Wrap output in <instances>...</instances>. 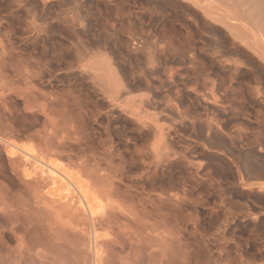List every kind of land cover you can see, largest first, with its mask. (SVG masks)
I'll return each instance as SVG.
<instances>
[{
  "label": "rangeland",
  "instance_id": "1",
  "mask_svg": "<svg viewBox=\"0 0 264 264\" xmlns=\"http://www.w3.org/2000/svg\"><path fill=\"white\" fill-rule=\"evenodd\" d=\"M51 1L0 0V264L93 263L84 232L79 230L82 215L61 201L50 205L43 202V192L51 184L46 187V173H40L33 161L25 159L21 151L24 147H32L45 160L56 162L68 172L71 170V174L80 173L94 180L100 192L102 189L110 192H105L109 198L105 197L104 203L110 207L112 213H108H111L108 219L112 223L109 220L98 230L100 246L104 253L107 251L101 264H150L151 261H154L151 264H264V65L259 64L261 60L244 45L236 46L219 26L205 25V17L185 0ZM240 1L252 13L251 7L258 5L264 18V0ZM124 10L132 17L120 15L127 13ZM154 10L158 13L150 18V11ZM160 13L166 14L162 20ZM260 17L250 18L256 19L252 24L257 18L261 20L263 24H259L264 29V19ZM149 27L158 30L163 27L166 34L153 36L145 32ZM159 46L167 49L161 51ZM168 48L171 52L176 49L175 53L167 52ZM214 57L218 58L214 60ZM227 61L238 65V73L234 71L238 75L233 67L226 66L232 70H225V65L232 64ZM34 69H40L44 79L31 78ZM47 75H55L50 85L45 81ZM218 75L226 78L225 84L217 82ZM104 77L106 81L140 83L137 91L120 99L124 102L133 96L145 100L144 106L137 101L139 112L134 106L131 107L137 112L110 108L95 86L105 81ZM230 77H233L231 83L226 82ZM226 83H234L235 99L233 94H226ZM33 86L35 89H30ZM67 88L86 102H80L79 108H84V112L70 101L49 104L37 93L38 89L48 93ZM101 136L106 139L102 140ZM100 139L106 140L103 142L106 147ZM9 141L18 147L11 146ZM151 146L155 148L149 149ZM109 148L110 153L114 150L111 155L106 151ZM135 148L146 152H135ZM150 150L156 151L153 155L159 153L152 156ZM164 152L169 153L168 157ZM162 153L167 159L164 157L155 166L153 160L161 158ZM105 154L113 155L112 159L114 155L123 158L119 162L118 157L111 160L108 156L107 160ZM150 160L152 163L148 165ZM106 161L119 171L109 168ZM114 161L124 166L118 167ZM27 174L38 184L37 188L34 183V186L22 184L21 179ZM113 175L121 179H112ZM19 194L24 199L31 198L30 202L33 199L37 207L38 201L41 207L31 209L32 212L21 211L20 198H16Z\"/></svg>",
  "mask_w": 264,
  "mask_h": 264
},
{
  "label": "bare ground",
  "instance_id": "2",
  "mask_svg": "<svg viewBox=\"0 0 264 264\" xmlns=\"http://www.w3.org/2000/svg\"><path fill=\"white\" fill-rule=\"evenodd\" d=\"M19 1H27V0H19ZM47 2V0H44V2ZM48 1H51V0H48ZM56 1V0H55ZM78 1H82V0H78ZM114 1V0H113ZM186 2H189L190 4H192L193 6H195V9H193V10H197L196 11V13L197 14H199L200 13V15H202L203 16V18L205 19V21L204 22H206V24L205 25H207V23H210V24H212L211 26H219L220 28L219 29H221L222 31H224V34H226V35H228L229 37H230V39L232 38V41L235 43V45L236 46H241V45H244L245 47H247L248 48V50L250 51H252V53H254L255 55H256V57L258 58V59H260L261 61H260V63L259 64H261L262 66L264 65V29L262 28V26L260 25V24H263V23H261V22H259V21H261V20H259L258 21V18H257V21H258V23H257V21L255 22V24L253 23L252 24V22H254L256 19H253L254 21H252V18H250V17H254V16H261L260 18L262 19L263 17H262V12L260 11L261 10V8H258V5L256 6V4L254 5V3H252L255 7H251L252 9H253V13H252V11H250L249 9H245L244 7V5H246L245 4V2L242 4H240L238 1H240V0H185ZM185 1H182L181 3L183 4V2H185ZM246 1V0H245ZM259 1V0H258ZM52 2V1H51ZM61 2V1H60ZM104 2V1H103ZM185 2V3H186ZM239 4H238V3ZM240 2H242V1H240ZM255 2V1H254ZM28 3V2H27ZM57 3V2H56ZM114 3H115V1H114ZM256 3V2H255ZM50 4V3H49ZM52 4V3H51ZM82 4V3H81ZM189 4V5H190ZM248 4V3H247ZM115 5H117V4H115ZM241 5H242V7H241ZM78 6V5H77ZM97 6V5H96ZM244 6V7H243ZM248 6H250L249 4H248ZM262 6V5H261ZM260 6V7H261ZM187 7H189V6H187ZM246 7H247V5H246ZM249 8V7H248ZM146 9V8H145ZM260 9V10H259ZM73 10V9H72ZM148 10V9H147ZM192 10V9H191ZM74 11V10H73ZM99 11V10H98ZM121 11V10H120ZM125 11V10H124ZM138 11V10H137ZM140 11V10H139ZM155 11V10H154ZM159 11V10H158ZM57 12V11H56ZM125 12H127V11H125ZM129 12V11H128ZM123 13V12H121V14L120 15H122V16H124V15H128L127 16V19H128V17H129V15H130V12L129 13ZM75 13V12H74ZM132 13H133V11H132ZM131 13V14H132ZM157 11H155V12H151L150 11V14L149 15H151L150 16V18H154L156 15H157ZM163 13V12H162ZM166 13V12H165ZM164 13V14H165ZM69 15L70 14H72L71 12L70 13H68ZM164 14H161L160 13V18L161 17H164ZM167 14V13H166ZM165 14V15H166ZM262 14V15H261ZM74 15H76V14H74ZM169 15V14H168ZM171 15H173V14H171ZM37 16V15H36ZM72 16V15H71ZM101 16V15H100ZM131 16V15H130ZM135 16H136V13H135ZM139 16V15H138ZM250 16V17H249ZM88 17V16H87ZM121 17V16H120ZM126 17V16H125ZM132 17V16H131ZM137 17V16H136ZM140 17V16H139ZM201 17V16H200ZM103 18V17H102ZM168 18V17H167ZM202 18V19H203ZM67 19V18H66ZM137 19H139V18H137ZM163 18H161V20H162ZM166 19V18H165ZM187 19H189V18H187ZM191 19V18H190ZM264 19V18H263ZM167 20V19H166ZM173 20H174V18H173ZM192 20V19H191ZM129 21V20H128ZM160 21V20H159ZM193 21V20H192ZM251 21V22H250ZM164 22V21H163ZM72 23V22H71ZM106 23H108V22H106ZM129 23V22H128ZM145 23V22H144ZM193 23H195V22H193ZM257 23V24H256ZM260 23V24H259ZM80 24V23H79ZM37 25V24H36ZM44 25V24H43ZM186 25V24H185ZM196 27H197V24L195 23L194 24ZM81 26V25H80ZM147 26H149V25H147ZM123 27V26H122ZM142 27V26H141ZM252 27V29H250ZM83 28V27H82ZM187 28H189V31H188V29H186L187 31H188V33L190 34V27H187ZM212 28V27H211ZM253 30V31H252ZM40 31V30H39ZM43 31V30H42ZM148 32V33H150V34H152L153 36H163V35H165L166 34V30L162 27V28H160L159 30L157 29V28H147V30L145 29V32ZM169 31V30H168ZM218 31V30H217ZM105 32V31H104ZM143 32V31H142ZM72 33V32H71ZM216 33H218V32H216ZM75 34V33H74ZM112 35V34H111ZM114 35V34H113ZM192 35V34H191ZM190 35V36H191ZM222 35V34H221ZM206 37H208V36H206ZM109 38V37H108ZM150 38V37H149ZM166 38V37H165ZM191 38V37H190ZM190 38H188V39H190ZM226 38V37H225ZM177 39V38H176ZM175 39V40H176ZM213 39H214V37H213ZM219 39V38H218ZM229 39V38H228ZM152 40V39H151ZM157 41V40H156ZM169 41V40H168ZM190 41V40H189ZM214 41V40H213ZM221 41V40H220ZM226 41V40H225ZM112 42V41H111ZM159 42V41H158ZM157 42V43H158ZM167 42V41H166ZM209 42V41H208ZM215 42H217V41H215ZM230 42V41H229ZM135 43V42H134ZM142 43V42H141ZM171 43V42H170ZM169 43V44H170ZM189 43V42H188ZM226 43V42H225ZM163 44V43H162ZM166 44V46H167V44H168V42L167 43H165ZM186 44V43H185ZM217 44H219V43H217ZM146 45V44H145ZM156 45V44H155ZM221 45V44H220ZM231 45V44H230ZM163 46V45H162ZM234 46V45H233ZM96 47V46H95ZM159 47H161V46H159ZM167 47H170V45L169 46H167ZM167 47H165L166 49H167ZM223 47H225V46H223ZM105 48V47H104ZM184 48H185V46H184ZM231 48V47H230ZM84 49V48H83ZM158 49V48H157ZM161 49H163V50H161ZM161 51H164V50H166V49H164L163 47H161ZM171 49V48H170ZM170 49L168 48V51L167 52H169L170 51ZM174 49V48H173ZM192 49H194V48H192ZM214 49V48H213ZM219 49V48H218ZM88 50V49H87ZM90 50V49H89ZM99 50V49H98ZM179 50V48L177 49V51ZM191 50V49H190ZM190 50H188V52L190 51ZM228 50V49H227ZM80 51V50H79ZM83 51H85V50H83ZM102 51V50H101ZM175 51H176V49H175ZM175 51H173L174 53H175ZM217 51V50H216ZM234 51V50H233ZM4 52V51H3ZM8 52V51H7ZM86 52V51H85ZM97 52V51H96ZM95 52V53H96ZM173 52H171L170 51V53H173ZM187 52V53H188ZM192 52V51H191ZM200 52V51H199ZM202 52V51H201ZM212 52V51H211ZM220 52V51H219ZM240 52V51H239ZM10 53V52H9ZM111 53V52H110ZM142 53V52H141ZM146 53V52H145ZM158 53V52H157ZM173 53V54H174ZM195 53V52H194ZM193 53V55L191 56V61L192 62H194V60H196V58H195V54ZM223 53V52H222ZM238 53V52H237ZM242 53V52H241ZM251 53V52H250ZM214 54V53H213ZM167 55V54H166ZM248 55V54H247ZM38 56V55H37ZM100 56V55H99ZM220 56V55H219ZM249 56V55H248ZM79 57V56H78ZM95 57V56H94ZM149 57V56H148ZM152 57V56H151ZM221 57V56H220ZM215 58H218V57H214V60H215ZM229 58V57H228ZM253 58V57H252ZM51 59V58H50ZM50 59H49V61H50ZM102 59H103V57H102ZM107 59V58H106ZM221 59H223V58H221ZM231 59V58H230ZM257 59V60H258ZM8 60V59H7ZM95 60V59H94ZM184 60V59H183ZM248 60V59H247ZM256 60V61H257ZM130 61V60H129ZM162 61V60H161ZM160 61V62H161ZM233 61L235 62V60L233 59ZM246 61V60H245ZM8 62V61H7ZM101 62V61H100ZM99 62V63H100ZM199 62V61H198ZM227 62H230V61H227ZM10 63V62H9ZM148 63V62H147ZM171 63H173V62H171ZM197 63V62H196ZM201 63V62H200ZM210 63V62H209ZM230 63H232V61L230 62ZM236 63V62H235ZM238 63V62H237ZM108 64H109V62H108ZM194 64V63H193ZM213 64V63H212ZM221 64V63H220ZM224 64V63H223ZM225 64H226V62H225ZM228 64V63H227ZM234 63H232V64H228V65H225V68H226V66L227 67H230V68H232L233 67V72L234 71H236V68H237V66L238 65H233ZM154 65V64H153ZM222 65V64H221ZM36 66V65H35ZM47 66V65H46ZM105 66V65H104ZM148 66V65H147ZM194 66V65H193ZM206 66V65H205ZM212 66V65H211ZM22 67V66H21ZM41 67V66H40ZM39 67V68H40ZM63 67V66H62ZM191 67V66H190ZM253 67V66H252ZM252 67H250V68H252ZM14 68V67H13ZM61 68V67H60ZM116 68V67H115ZM120 68V67H119ZM204 68V67H203ZM263 68V67H262ZM262 68H261V70H262ZM33 69V68H32ZM69 69V68H68ZM222 69H224V67L222 68ZM264 69V68H263ZM35 70V69H34ZM37 70V71H36ZM35 70V72H32L31 70H30V72H32L31 73V75H30V77L32 78V77H38L39 79H44V77H43V74H42V71L40 72V69L38 70V69H36ZM201 70V69H200ZM204 70V69H203ZM225 70H227L228 72H229V70H232V69H225ZM253 70V69H252ZM261 70H259L260 72H261ZM28 71V70H27ZM26 71V73H28ZM66 71V70H65ZM150 71V70H149ZM194 71H195V68H194ZM206 71V70H205ZM238 71V70H237ZM236 71V72H237ZM239 71H241V70H239ZM63 72H64V70H63ZM102 72V71H101ZM100 72V73H101ZM200 72V71H199ZM227 72V73H228ZM236 72H234V73H236ZM252 72V71H251ZM259 72V73H260ZM50 73V72H49ZM48 73V74H49ZM96 73H98V72H96ZM110 73V72H109ZM195 73V72H194ZM202 73V72H201ZM238 73V72H237ZM236 73V74H237ZM51 74V73H50ZM83 74H84V72H83ZM111 74V73H110ZM154 74V73H153ZM177 74V73H176ZM206 74V73H205ZM28 75V74H27ZM65 75V74H64ZM188 75H190V74H188ZM197 75V74H196ZM226 75V74H225ZM230 76L231 75H233V74H229ZM238 75V74H237ZM260 75V74H259ZM262 75V74H261ZM260 75V76H261ZM53 75H47V77L48 78H45V81L50 85V83H51V80L53 79V80H55V75L52 77ZM95 76V75H94ZM98 76H100V75H98ZM97 76V77H98ZM104 76V75H103ZM170 76V75H169ZM215 76V75H214ZM219 76V75H218ZM236 76V75H235ZM254 76V75H253ZM200 77V76H199ZM228 77V76H227ZM263 77V76H262ZM100 78V77H99ZM105 78V77H104ZM111 78H113L114 79V77H111ZM214 78V77H213ZM231 78H233V77H230L229 78V81H226V82H230L231 81ZM259 79H260V77H258ZM264 78V77H263ZM18 79V78H17ZM26 79H28V78H26ZM101 79V78H100ZM99 79V81H102V80H100ZM216 79V78H215ZM225 77H223L222 75H221V77L219 76V78H218V81L217 82H220L219 84L221 85V83H223V84H225ZM29 80V79H28ZM32 80V79H31ZM69 80V79H68ZM171 80V79H170ZM212 80V79H211ZM30 81V80H29ZM33 81V80H32ZM112 81V82H111ZM111 81H106V78H105V81H102V82H98L97 84L95 83V86L97 87L98 86V88H99V90H100V93L103 95L102 97H105V99H107L106 101H108V104H110V108H120V109H125V110H127L126 108H129V112H131V110L133 111V112H137V110H138V112H139V109L136 107V103H138V105L140 104L139 102H137V101H140L141 102V104L143 103V101H145V100H140V99H136V98H134L133 96L130 98V96L127 98V99H125L124 100V102L123 101H121L120 99H121V97H125V96H127V95H129L131 92H134L135 90L137 91L138 89H139V86L138 85H140V83H136V82H133V81H128V82H124V83H122V82H115V81H113V80H111ZM201 81H203V80H201ZM214 81V80H213ZM240 81V80H239ZM260 81H261V79H260ZM192 82H193V80H192ZM247 82V81H246ZM263 82V81H262ZM216 83V82H215ZM231 83V82H230ZM240 84V82H237L236 81V84ZM245 83V82H244ZM260 83V82H259ZM42 84V83H41ZM148 84H150V83H148ZM147 84V85H148ZM175 84V83H174ZM223 84H222V88H223ZM227 85H226V90H225V92H226V94H227V92L228 93H230V94H233V98H234V96H235V90H234V88H232V86H234V83H233V85L231 84H229V83H226ZM237 84V85H238ZM29 85H31L30 83H29ZM215 85V84H214ZM218 85V84H217ZM254 85V84H253ZM25 86V85H24ZM26 86H28V85H26ZM42 86H44V85H42ZM153 86H155V85H153ZM196 86V85H195ZM147 87H149V86H146V88ZM176 87V86H175ZM235 87V86H234ZM238 87H240V85L238 86ZM241 87H243L242 85H241ZM254 87V86H253ZM259 87V86H258ZM31 88H33V90L35 89L34 88V86L33 87H30V89ZM78 88V87H77ZM162 88H164V87H162ZM178 88H179V86H178ZM183 88V87H182ZM88 89V88H87ZM148 89V88H147ZM203 89V88H202ZM212 89V88H211ZM220 89H221V87H220ZM239 89V88H238ZM243 89V88H242ZM38 90H40L39 92L37 91V93H39L41 96H42V98L44 99V100H46V102H48L49 104L51 103V104H53V103H55V104H57L56 102H58L59 103V101H61V102H68V101H70V102H72V104L74 105V106H76L79 110H84V108H79V107H81V103L80 102H83L82 101V99H81V101L79 100L81 97L80 96H78V95H74L75 93H73L71 90H69L68 88H67V90L66 91H64V89L62 90V91H57V90H51V91H49L48 93H44V92H42L41 91V89H38ZM143 90V89H142ZM194 90V89H193ZM31 91V94H32V90H30ZM192 91V90H191ZM240 90H238V92H239ZM255 91V90H254ZM264 91V90H263ZM179 92V91H178ZM214 92V91H213ZM212 92V93H213ZM34 93V92H33ZM240 94H242L241 92H239ZM239 93H237L236 92V94H239ZM35 94V93H34ZM147 94V93H146ZM165 94V93H164ZM203 94V93H202ZM36 95V94H35ZM35 95H34V97H35ZM38 95V94H37ZM39 95V96H40ZM125 95V96H124ZM132 95V94H131ZM218 95V94H217ZM243 95V94H242ZM241 95V96H242ZM40 96V97H41ZM176 96V95H175ZM38 97V96H37ZM149 97V96H148ZM146 98L147 100H149V98ZM214 97V96H213ZM220 97V96H219ZM222 97V96H221ZM243 97H244V95H243ZM261 97V96H260ZM31 98V97H30ZM89 98V97H88ZM165 98V97H164ZM170 98V97H169ZM215 98V97H214ZM171 99H173V98H171ZM235 99V98H234ZM248 100V99H247ZM157 101V100H156ZM190 101V100H189ZM218 101V100H217ZM227 101H228V99H227ZM232 101V100H231ZM214 102H215V100H214ZM213 102V103H214ZM262 102H264V101H262ZM86 103V102H85ZM84 102H83V104H85ZM145 103H147V101L145 102ZM223 103V102H222ZM24 104V103H23ZM31 104V103H30ZM65 104V103H64ZM71 104V103H70ZM82 104V105H83ZM153 104V103H152ZM228 104V103H227ZM54 105V104H53ZM60 105V104H59ZM62 105V104H61ZM98 105V104H97ZM143 105V104H142ZM170 105V104H169ZM189 105V104H188ZM35 106V105H34ZM56 106H58V105H56ZM107 106V105H106ZM131 106H134L136 109V111H134V107L132 108ZM144 106V105H143ZM142 106V107H143ZM216 106H217V104H216ZM232 106H234V105H232ZM236 106V105H235ZM234 106V107H235ZM241 106V105H240ZM253 106V105H252ZM24 107V106H23ZM26 107V106H25ZM62 107V106H61ZM83 107H84V105H83ZM85 107H86V111H87V105H85ZM132 109H131V108ZM140 108H142L141 107V105L139 106ZM188 107V106H187ZM191 107V106H190ZM67 108H68V106H67ZM74 108V107H73ZM72 108V109H73ZM150 108V107H149ZM240 108V107H239ZM66 109V108H65ZM77 109V110H78ZM90 108H88V110H89ZM95 109V108H94ZM183 109V108H182ZM237 109V108H236ZM236 109H234V110H236ZM242 109V108H241ZM254 109V108H253ZM258 109V108H257ZM31 110V109H30ZM39 110V109H38ZM82 110V111H83ZM141 110V109H140ZM91 111V110H90ZM89 111V112H90ZM118 111V110H117ZM143 111V110H142ZM149 112H150V110H148ZM71 112V111H70ZM84 112V111H83ZM97 112H99V111H97ZM104 112V111H103ZM124 112V111H123ZM128 112V113H129ZM179 111H177V113H178ZM257 112V111H256ZM46 113V112H45ZM60 113V112H59ZM58 113V114H59ZM75 113V112H74ZM78 113V112H77ZM76 113V114H77ZM81 113V112H80ZM102 113V112H101ZM153 113V112H152ZM175 113V112H174ZM238 113V112H237ZM52 114V113H51ZM63 114V113H62ZM70 114V113H69ZM83 114V113H82ZM86 114L88 115V112H86ZM90 114H93L92 112H90ZM104 114V113H103ZM106 114V113H105ZM108 114H110L109 113V111L107 110V116H108ZM127 114V113H126ZM136 114V113H135ZM187 114V113H186ZM199 114V113H198ZM216 114V113H215ZM249 114V113H248ZM3 115V114H2ZM71 115V114H70ZM79 115V114H78ZM94 115V114H93ZM129 115V114H128ZM134 115V114H133ZM142 115V114H141ZM155 115V114H154ZM183 115V114H182ZM208 115V114H207ZM235 115V114H234ZM252 115V114H251ZM63 116V115H62ZM74 116H76V115H74ZM91 116V115H90ZM96 116V115H95ZM113 116V115H112ZM91 117H93V116H91ZM97 117V116H96ZM141 117V116H140ZM46 118V117H45ZM64 118V117H63ZM81 118L82 119H85V118H83V115L81 116ZM150 118V117H149ZM182 118H183V116H182ZM181 118V119H182ZM189 118V117H188ZM208 118V117H207ZM206 118V119H207ZM259 118V117H258ZM70 119V118H69ZM72 119V118H71ZM75 119V118H74ZM175 119V118H174ZM249 119V118H248ZM88 120V119H87ZM142 120V119H141ZM158 120V119H157ZM187 120V119H186ZM192 120V119H191ZM68 121V120H67ZM134 121V120H133ZM149 121V120H148ZM255 121V120H254ZM6 122V121H5ZM69 122V121H68ZM73 122V121H72ZM85 122V121H84ZM137 122V121H136ZM139 122V121H138ZM158 122V121H157ZM179 122V121H178ZM200 122V121H199ZM212 122H213V120H212ZM215 122V121H214ZM213 122V123H214ZM64 123V122H63ZM115 123V122H114ZM164 123V122H163ZM186 123V122H185ZM202 123V122H201ZM210 123H211V121H210ZM216 123V122H215ZM234 123V122H233ZM72 124V123H71ZM70 123H69V125H71ZM141 124V123H140ZM161 124V123H160ZM58 125V124H57ZM68 125V124H67ZM68 125V126H69ZM144 125V124H143ZM155 125V124H154ZM66 126V125H65ZM74 126H76V125H74ZM73 126V127H74ZM107 126H108V124H107ZM152 126V125H151ZM156 126V125H155ZM159 126V125H158ZM239 126V125H238ZM241 126V125H240ZM70 127V126H69ZM80 127V126H79ZM89 127V126H88ZM209 127V126H208ZM218 127V126H217ZM78 128V127H77ZM146 128V127H145ZM157 128H161V127H157ZM156 128V129H157ZM220 128V127H219ZM73 129H75V127L73 128ZM95 129V128H94ZM106 129H107V127H106ZM122 129V128H121ZM143 129V128H142ZM92 130V129H91ZM159 130V129H158ZM237 130V129H236ZM75 131V130H74ZM159 131H161V129L159 130ZM193 131V130H192ZM231 131V130H230ZM239 131V130H238ZM242 131V130H241ZM240 131V132H241ZM93 132V131H92ZM105 132L107 133V131L105 130ZM121 132H123V130L121 131ZM214 132V131H213ZM243 132V131H242ZM106 133H104V135L106 134ZM166 133V132H165ZM206 133V132H205ZM225 133V132H224ZM244 133V132H243ZM247 133V132H246ZM85 134V133H84ZM107 134H109V133H107ZM159 134H160V132H159ZM216 134V133H215ZM239 134V133H238ZM97 135V134H96ZM101 135V134H100ZM110 135V134H109ZM108 135V136H109ZM125 135V134H124ZM223 135V134H222ZM227 135V134H226ZM231 135V134H230ZM3 136V135H2ZM84 136V135H83ZM107 136V135H106ZM106 136L105 137H99V138H101L102 140H103V138L104 139H106ZM158 136V135H157ZM7 137V136H6ZM86 137V136H85ZM126 137V136H125ZM156 137V136H155ZM239 137V136H238ZM237 137V138H238ZM2 138V137H1ZM4 138V137H3ZM63 138V137H62ZM232 138V137H231ZM243 138V137H242ZM247 138V137H246ZM67 139V138H66ZM76 139V138H75ZM82 139V138H81ZM98 139V138H97ZM100 139V140H101ZM158 139V138H157ZM101 140V141H102ZM127 140V139H126ZM145 140H147V139H145ZM152 140V139H151ZM161 140V139H160ZM7 141V140H6ZM58 141V140H57ZM94 141V140H93ZM105 141V143H106V140H104ZM104 141H102V145H104L103 144V142ZM108 141H110V139L109 140H107V142ZM111 141H113V140H111ZM51 142V141H50ZM72 142V141H71ZM114 142V141H113ZM126 142V141H125ZM174 142V141H173ZM179 142V141H178ZM3 143H4V141H3ZM88 143V142H87ZM110 144L112 143V142H109ZM163 143V142H162ZM8 144H10L11 146H15L16 147V144L14 143V142H12V141H9L8 142ZM78 144V143H77ZM90 144V143H89ZM147 144V143H146ZM145 144V145H146ZM159 144H161L160 142H159ZM222 144V143H221ZM7 145V144H6ZM18 145V144H17ZM58 145V144H57ZM144 145V144H143ZM194 145H196V144H194ZM199 145V144H198ZM201 145V144H200ZM95 146V145H94ZM105 146V145H104ZM111 146H113L112 144H111ZM149 146V145H148ZM153 146V145H152ZM152 146L149 148V149H152ZM157 146H159V145H157ZM161 146H163V145H161ZM18 147V146H17ZM16 147V148H17ZM19 147H21V146H19ZM51 147V146H50ZM106 147V146H105ZM133 147V146H132ZM139 147V146H138ZM145 147V146H144ZM165 147V146H164ZM107 148H108V146H107ZM155 148V147H154ZM153 148V149H154ZM162 148V147H161ZM190 148V147H189ZM20 149V148H19ZM44 149V148H43ZM105 149V148H104ZM112 149V148H111ZM136 149V150H135ZM135 149H133V152H134V150H135V152L137 151V150H139V152H146V151H141L139 148H135ZM152 149V150H153ZM109 150H110V148H109ZM109 150H107L106 149V151H108L109 152V155H111V154H113V152H114V150L112 151V153H110L111 152V150L109 151ZM152 150H150L151 151V154L153 153V152H156L155 150L154 151H152ZM159 150V149H158ZM157 150V151H158ZM165 150V152H166V149H164ZM164 150H162V151H164ZM192 150V149H191ZM21 151L23 152V154H24V156H25V159L27 160V161H33L34 163H35V165H34V167H35V169H39L40 171V173H46V178H44L45 180H48L47 182H46V187L47 186H49V182H50V184H51V186L50 187H47L46 188V190H45V188H44V192H43V202L44 203H46V202H48V205H50V204H54V203H56V204H58L60 201L63 203V205H70V207H73L75 210H77L78 212L77 213H80L81 215H82V217H83V219L82 220H80L81 222H79L80 223V225H81V227L79 226V230L80 231H83L82 233H83V235H84V238H86V240H87V242L88 243H86L87 244V246L89 247V252L91 251V256L90 257H92L93 256V259L91 260V262H93V263H90V264H101L102 262H101V260H102V257L103 256H106L107 255V251L104 253L103 252V248H101V246H100V242L102 241H100L99 239H100V234L98 233V230H100V229H102V226H104L103 224L104 223H106L105 225H107L108 224V222H109V220H110V218H111V210L109 211V209H110V207L108 208L107 207V205H105V203H104V198L105 197H108L109 195V193L108 192H106V193H108L107 195H106V193L103 191V189H102V191L100 192V190H98L96 187H95V182H94V180H91L90 178H88L87 179V176L84 178V176H83V174L82 175H79V174H71V170L68 172V171H66L63 167H61V165L59 166V165H57V164H55L56 162H53V161H51V160H49L48 161V159L47 160H45V156L43 157V155H40L35 149H32V147L30 148H28V149H25V147L24 148H21ZM120 151V150H119ZM149 151V150H148ZM20 152V151H19ZM102 152V151H101ZM131 152V151H130ZM138 152V151H137ZM164 152V153H165ZM184 152V151H183ZM99 153V152H98ZM118 153V152H117ZM128 153V152H127ZM148 153H150V152H148ZM157 153H159V152H157ZM157 153H155V154H157ZM160 153H161V150H160ZM164 153H162V154H160L162 157L160 158V156H159V159L157 158L155 161L153 160V162L155 163V166H156V163L157 162H160V163H162V161H161V159H163L165 156H167L168 154H164ZM108 154V153H107ZM122 154V153H121ZM134 154V153H133ZM146 154V153H145ZM155 154L153 155L152 154V156H155ZM103 155V154H102ZM106 155V154H105ZM109 155H106V158L109 156ZM118 155V154H117ZM139 155V154H138ZM159 155V154H158ZM165 155V156H164ZM113 156V155H112ZM112 156H109L108 158H111V160H114L116 157H118V156H116L115 157V155H114V157H113V159H112ZM123 156V155H122ZM151 156V157H152ZM130 157H131V154H130ZM156 157H158L157 155H156ZM156 157H154V158H156ZM168 157V156H167ZM167 157H165L166 159H167ZM106 158H104V159H106ZM108 158H107V160H108ZM121 158H123V157H118V160H119V162H121V160L120 159ZM138 158V157H137ZM140 158V157H139ZM189 158V157H188ZM90 159V158H89ZM134 159V158H133ZM152 159H153V157H152ZM111 160H110V163H112L111 162ZM117 160V159H116ZM126 160V159H125ZM135 160V159H134ZM141 160V159H140ZM87 161V160H86ZM89 161V160H88ZM136 161V160H135ZM144 161V160H143ZM163 161H164V159H163ZM117 163H118V161H116ZM122 162H124L123 160H122ZM126 162V161H125ZM124 162V163H125ZM139 162V161H138ZM145 162V161H144ZM178 162V161H177ZM106 163H109V162H107L106 161ZM109 163V165H110V167H109V165H108V167L109 168H114V170L113 171H115V169H117V168H115L114 166V164H110ZM114 163H115V161H114ZM148 165H150V163H152L151 162V160L150 161H148ZM59 164V163H58ZM116 164V163H115ZM123 165V163H119V165L120 166H122ZM113 165V167H111ZM117 165V164H116ZM161 165V164H160ZM159 165V166H160ZM118 166V165H117ZM120 166H118V167H120ZM124 166V165H123ZM158 166V165H157ZM105 167V166H104ZM88 169V168H87ZM104 169V168H103ZM119 169V168H118ZM116 170V172L117 171H119V170ZM158 169V168H157ZM26 170V169H25ZM101 170V169H100ZM110 170V169H109ZM112 170V169H111ZM110 170V171H111ZM121 170H123V167H122V169ZM124 170H125V167H124ZM82 171V170H81ZM98 171V170H97ZM107 171V170H106ZM113 171H111L112 172V174H116V173H114ZM144 171V170H143ZM154 171V170H153ZM38 172V171H37ZM110 172V173H111ZM125 172V171H124ZM109 173V172H108ZM146 173V172H145ZM95 174V173H94ZM102 174V173H101ZM120 175H121V172L119 173ZM137 174V173H136ZM45 175V174H44ZM43 175V176H44ZM89 175V174H88ZM97 176H98V174H96ZM112 176L111 178L113 179V177H115V176ZM125 175H126V173H125ZM133 175V174H132ZM147 175V174H146ZM158 175V174H157ZM42 176V175H41ZM100 176V175H99ZM111 176V175H110ZM117 177H115L114 179H121V177L119 176L118 177V175H116ZM121 176H123V174L121 175ZM148 176V175H147ZM26 177H28V174L26 175ZM22 178L21 179V182H22V184L24 185V186H30L32 183H34V181L31 179V178H29V177H31L30 175H29V177L28 178ZM128 177H129V175H128ZM33 178V177H32ZM43 178V177H42ZM110 178V179H111ZM157 178V177H156ZM43 179V180H44ZM104 179V178H103ZM108 179V178H107ZM118 179V180H119ZM147 179V178H146ZM44 180V181H45ZM151 180V179H150ZM108 181V180H107ZM134 181H135V179H134ZM141 181V180H140ZM112 182V181H111ZM151 182V181H150ZM38 183V182H37ZM48 183V184H47ZM35 184V183H34ZM40 184H43V183H40ZM33 185V184H32ZM36 185V184H35ZM38 185V184H37ZM37 185H36V188H37ZM128 185V184H127ZM34 186V185H33ZM41 186V185H40ZM103 186H105V185H103ZM32 187V186H31ZM39 187V186H38ZM43 187V186H42ZM98 187V186H97ZM126 187V186H125ZM28 188V187H27ZM103 188V187H102ZM106 188V187H105ZM113 187H111V189H112ZM1 189H3V187L1 186ZM39 189V188H38ZM43 189V188H42ZM41 189V190H42ZM40 190V189H39ZM116 190V189H115ZM114 190V191H115ZM122 190V189H121ZM146 190V189H145ZM111 191V190H110ZM114 191H112L113 193H114ZM111 192V193H112ZM126 193V192H125ZM126 194H129V193H126ZM125 195V194H124ZM143 195V194H142ZM18 196H20V197H18ZM16 198H20L19 199V204L23 207V208H21V206L20 207H18V204H17V206L16 207H18V208H21V209H23V210H21V211H24V210H28V211H31V209H33V208H38V207H41L40 206V204H39V202L38 201H36V203H37V205H38V207L37 206H35V205H33L34 204V202L35 201H33V199H32V201L30 202L29 200L31 199H27V197L26 196H24V197H26L25 199L24 198H22V194H19ZM41 198H42V196L41 195H39ZM39 197V198H40ZM109 198V197H108ZM37 199V198H36ZM106 199V198H105ZM150 199V198H149ZM152 199V198H151ZM17 201H18V199H16ZM40 201H42V199H39ZM46 202H45V201ZM117 200V199H116ZM148 201V200H147ZM33 202V203H32ZM52 202V203H51ZM105 202H107V201H105ZM109 202V201H108ZM139 202V201H138ZM151 202H152V200H151ZM15 203H17V202H15ZM50 203V204H49ZM149 203V202H148ZM61 204V203H60ZM108 204V203H107ZM62 205V206H63ZM144 205V204H143ZM44 207H46L45 205H43ZM42 206V207H43ZM61 206V205H60ZM106 206V207H105ZM108 206H109V204H108ZM111 206V205H110ZM145 206H146V204H145ZM144 206V207H145ZM44 207H43V209H44ZM58 207V206H57ZM47 208H49V207H47ZM42 209V210H43ZM147 209V208H146ZM18 210V209H17ZM26 210V211H27ZM151 210V209H150ZM19 212H20V210H18ZM25 211V212H26ZM36 211V210H35ZM144 211H145V209H144ZM32 212V211H31ZM37 212V211H36ZM109 212H111L110 214H108ZM30 213V212H29ZM34 213V212H33ZM32 213V214H33ZM74 213H76V212H74ZM116 213V212H115ZM24 213H22V215H23ZM25 214H27V212L25 213ZM24 214V215H25ZM147 214V213H146ZM14 215V214H13ZM24 215H23V217H24ZM34 215V214H33ZM36 215V214H35ZM34 215V216H35ZM108 215V216H107ZM112 215H114V214H112ZM115 215H117V214H115ZM28 216V215H27ZM32 216V215H31ZM37 216V215H36ZM39 216V215H38ZM33 217V216H32ZM31 217V220L33 219ZM79 217V216H78ZM108 217H110L109 219H108ZM117 217V216H116ZM25 218V217H24ZM28 218H30V217H28ZM28 218L26 217V219L28 220ZM37 218V217H36ZM80 218V217H79ZM123 218V217H122ZM71 219V218H70ZM133 219V218H132ZM39 220V219H38ZM43 221V220H42ZM31 222H33V221H31ZM30 222V223H31ZM71 222V221H70ZM110 222L112 223V221L110 220ZM11 223V222H10ZM34 223V222H33ZM37 223V222H36ZM111 223H109V224H111ZM164 223V222H163ZM166 224V223H165ZM75 225H78V224H76L75 223ZM112 225V224H111ZM114 225V224H113ZM110 225H108V227H109ZM151 226V225H150ZM51 227V226H50ZM69 227V226H68ZM105 228V227H104ZM103 228V229H104ZM69 230V229H68ZM106 230V229H105ZM107 230H109V229H107ZM72 231V230H71ZM145 232V231H144ZM80 234V233H79ZM107 233H105L104 235H106ZM82 235V236H83ZM101 235H103V234H101ZM152 235V234H151ZM155 235V234H154ZM107 236V235H106ZM224 236V235H223ZM49 237V236H48ZM102 238H104V237H102ZM58 239H60V238H58ZM155 239V238H154ZM57 241V240H56ZM80 241V240H79ZM100 241V242H99ZM137 241V240H136ZM105 242H107V241H105ZM108 242H109V240H108ZM112 242V241H111ZM111 242H110V244H111ZM57 243V242H56ZM102 243V242H101ZM115 243V242H114ZM80 244V243H79ZM116 244H117V242H116ZM130 244V243H129ZM128 244V245H129ZM238 244V243H237ZM107 244L105 243V246L104 247H107L106 246ZM112 245V244H111ZM114 245V244H113ZM131 245V244H130ZM86 246V245H85ZM81 247V246H80ZM88 247H86V248H88ZM109 247V246H108ZM112 247H114V246H112ZM121 248V247H120ZM84 250V249H83ZM82 250V251H83ZM105 250H107V249H105ZM104 250V251H105ZM154 250V249H153ZM79 251V250H78ZM88 251V250H87ZM109 251V250H108ZM20 252V251H19ZM160 252V251H159ZM103 253L105 254V255H103ZM155 253V252H154ZM19 254V253H18ZM88 254V253H87ZM149 254V253H148ZM159 256V255H158ZM78 257V256H77ZM153 257V256H152ZM156 257V256H155ZM154 257V258H155ZM20 259V258H19ZM84 259V258H83ZM86 260V259H85ZM139 260V259H138ZM146 260V259H145ZM144 260V261H145ZM166 260V259H165ZM90 261V260H89ZM151 261V260H150ZM86 262V261H85ZM154 262V261H153ZM152 261H151V263H153ZM86 263H88V261L86 262ZM145 263V262H144ZM150 263V264H151ZM143 264V263H142Z\"/></svg>",
  "mask_w": 264,
  "mask_h": 264
}]
</instances>
